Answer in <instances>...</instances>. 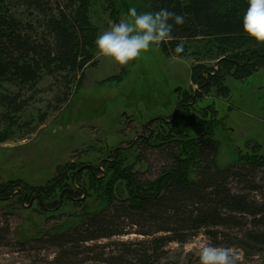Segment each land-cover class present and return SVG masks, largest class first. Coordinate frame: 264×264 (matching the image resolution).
Listing matches in <instances>:
<instances>
[{
  "label": "rangeland",
  "instance_id": "rangeland-1",
  "mask_svg": "<svg viewBox=\"0 0 264 264\" xmlns=\"http://www.w3.org/2000/svg\"><path fill=\"white\" fill-rule=\"evenodd\" d=\"M143 6L142 0H91V35L96 39L112 23L130 21L129 8L142 13ZM181 45L179 57L165 54L161 45H152L124 66L95 52L96 66L85 69L79 89L66 102L55 100L62 90L49 76L35 89L20 92L24 100L21 111L9 114L8 120L0 117V264H55L60 249L45 241L48 234L80 223L83 213L103 206L101 185L111 171L102 162L107 163L116 150L120 151V165L136 171L142 181L153 179L165 166L166 158L157 148L142 144V136L166 132L171 126L163 121L172 118L181 127L184 112L178 107V98L183 90L193 94L197 89L192 67L215 68L202 44ZM224 85L229 86L227 94H218L212 86L209 92L197 91L201 96L191 104L195 112L216 109L215 137L220 142L216 163L221 167L252 150L264 155V67L244 81L227 76ZM93 168L99 171L94 173ZM255 181L264 186V167L257 170ZM124 183L116 179L113 199L127 196ZM248 193L262 196L260 191ZM218 231L216 237L201 230L186 242H171L152 264H199V249L205 244L231 248L239 255V264L263 262L264 251L239 245L242 233L238 229ZM39 236L42 240L37 242ZM139 238L129 233L91 244L107 245L106 258L115 243ZM76 264L109 263L89 260Z\"/></svg>",
  "mask_w": 264,
  "mask_h": 264
},
{
  "label": "trees",
  "instance_id": "trees-1",
  "mask_svg": "<svg viewBox=\"0 0 264 264\" xmlns=\"http://www.w3.org/2000/svg\"><path fill=\"white\" fill-rule=\"evenodd\" d=\"M142 2L145 12L168 8L186 17L184 25L173 27L176 38L161 44L165 54L179 57L174 51L177 44L197 41L215 61V68L192 67L197 89L193 94L183 90L178 98V107L184 112L181 127L174 124V118L170 122L157 117L170 129L142 136V144L157 148L167 160L153 179L142 181L136 171L122 167L119 150L107 163L102 162L111 171L100 186L104 204L98 211L83 213L80 223L48 234L45 241L60 249L55 264L89 260L152 264L171 242H186L201 230L216 237L218 229L230 228L242 233L238 239L241 247L264 251V186L255 181L257 170L264 167V155L252 150L219 166L216 109L191 110L193 101L201 96L197 91L206 93L214 86L218 94L225 95L229 91L224 85L227 76L244 81L264 67V44H256L243 32L246 0ZM90 6L91 0H0V117L8 120L9 114L20 112L24 102L20 92L35 89L46 76L55 78L61 87L55 96L59 103L79 89L85 69L97 64L88 22ZM164 105L168 107V103ZM116 179L125 182L127 193L118 200L112 194ZM257 191L263 197L248 193ZM129 233L141 238L115 243L106 258L107 245L91 244ZM40 240L42 236L37 242Z\"/></svg>",
  "mask_w": 264,
  "mask_h": 264
},
{
  "label": "clouds",
  "instance_id": "clouds-1",
  "mask_svg": "<svg viewBox=\"0 0 264 264\" xmlns=\"http://www.w3.org/2000/svg\"><path fill=\"white\" fill-rule=\"evenodd\" d=\"M130 21L121 19L97 35L94 45L98 57L110 58L119 66L127 65L152 45L167 44L176 37L173 27L184 25L186 17L168 8L138 13L129 8ZM243 32L256 44H264V0H247L242 17ZM174 51L181 53L183 45ZM199 264H238L239 255L228 247L205 244L199 249Z\"/></svg>",
  "mask_w": 264,
  "mask_h": 264
}]
</instances>
